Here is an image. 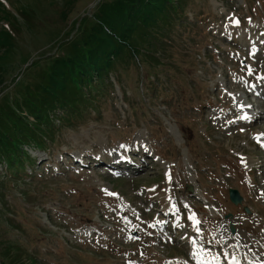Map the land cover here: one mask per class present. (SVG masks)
<instances>
[{"label":"rangeland","instance_id":"374dc122","mask_svg":"<svg viewBox=\"0 0 264 264\" xmlns=\"http://www.w3.org/2000/svg\"><path fill=\"white\" fill-rule=\"evenodd\" d=\"M104 2L0 0V34L17 35L0 105L16 109L19 83ZM175 16L46 146L0 162V264H263L264 0H187Z\"/></svg>","mask_w":264,"mask_h":264},{"label":"trees","instance_id":"16d2710c","mask_svg":"<svg viewBox=\"0 0 264 264\" xmlns=\"http://www.w3.org/2000/svg\"><path fill=\"white\" fill-rule=\"evenodd\" d=\"M186 1L105 0L91 17L92 22L65 45L62 54L32 72L38 71L29 85L19 83L17 93L10 97L16 109L8 102L0 105V162L6 156L13 162L21 159L24 145L46 146L52 138L47 132L53 133V120L80 114L81 107L91 101L89 89L93 96L104 91L113 84L110 74L122 58L130 56L129 60L135 61L134 39L144 34V28L155 31L168 24ZM14 35L8 30L0 34V52L5 56L16 46Z\"/></svg>","mask_w":264,"mask_h":264},{"label":"water","instance_id":"95a60500","mask_svg":"<svg viewBox=\"0 0 264 264\" xmlns=\"http://www.w3.org/2000/svg\"><path fill=\"white\" fill-rule=\"evenodd\" d=\"M231 197H232L233 202L237 205L241 204L244 200L238 190H231Z\"/></svg>","mask_w":264,"mask_h":264},{"label":"bare ground","instance_id":"6f19581e","mask_svg":"<svg viewBox=\"0 0 264 264\" xmlns=\"http://www.w3.org/2000/svg\"><path fill=\"white\" fill-rule=\"evenodd\" d=\"M124 162H126V161H124ZM125 164H126V163H125ZM233 227L235 228V226H233ZM231 234H232V233H231ZM232 235H234V234H232ZM232 237H235V236H232ZM201 240H202V242L205 244V240H204V238H202ZM235 240H237V239L235 238ZM234 243H235V242H233V244H234ZM202 254H204V253H202ZM231 254H235V253L233 252V253H231ZM207 255H208V253H207ZM239 257H240L239 260H242L241 256H239ZM232 258H233V257H232V255H231V256L229 257V259H232ZM236 259H238V257L235 256V257L233 258V260H236ZM239 260H238V261H239ZM219 262H220V261H215V262H214V259H212L211 261H210V260L207 261L206 264H220ZM231 262H232V261H231ZM133 264H134V263H133ZM197 264H198V263H197ZM200 264H205V263H200ZM263 264H264V262H263Z\"/></svg>","mask_w":264,"mask_h":264},{"label":"snow or ice","instance_id":"6c2138e0","mask_svg":"<svg viewBox=\"0 0 264 264\" xmlns=\"http://www.w3.org/2000/svg\"><path fill=\"white\" fill-rule=\"evenodd\" d=\"M245 166H247V165H245ZM109 194L112 195L111 193H109ZM189 218L192 219V220H194V222L198 223V221H195V217L194 216L193 217H189ZM153 227H154V225H153Z\"/></svg>","mask_w":264,"mask_h":264}]
</instances>
